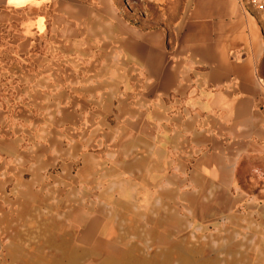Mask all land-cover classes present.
Wrapping results in <instances>:
<instances>
[{
	"label": "rangeland",
	"instance_id": "obj_1",
	"mask_svg": "<svg viewBox=\"0 0 264 264\" xmlns=\"http://www.w3.org/2000/svg\"><path fill=\"white\" fill-rule=\"evenodd\" d=\"M112 1L0 22V264H264V28L237 125L126 45L169 25L150 0Z\"/></svg>",
	"mask_w": 264,
	"mask_h": 264
},
{
	"label": "crops",
	"instance_id": "obj_2",
	"mask_svg": "<svg viewBox=\"0 0 264 264\" xmlns=\"http://www.w3.org/2000/svg\"><path fill=\"white\" fill-rule=\"evenodd\" d=\"M150 1L146 3L151 5V11H142L143 20L169 25L148 31L139 27L135 32L126 31L123 34L126 45L135 40L136 55L141 59L144 54H166L169 58L166 71L168 78L174 79L170 86L176 95L184 90L195 97L193 101L202 104L201 109L212 113L206 117L228 118L240 124L247 116L246 111L250 112L263 95L256 80L264 28L260 11L249 0H177L175 4L172 3L175 0ZM164 1L169 3V10L161 5ZM108 3L113 5L112 0ZM97 5L102 3L97 0H15L13 3L0 0V22H7L8 16H22L27 20L32 8L48 6L52 7L51 22H72L75 18L70 17L65 7ZM128 53L125 46L123 55ZM157 79L153 74L152 81Z\"/></svg>",
	"mask_w": 264,
	"mask_h": 264
},
{
	"label": "built area",
	"instance_id": "obj_3",
	"mask_svg": "<svg viewBox=\"0 0 264 264\" xmlns=\"http://www.w3.org/2000/svg\"><path fill=\"white\" fill-rule=\"evenodd\" d=\"M255 8L260 11L262 15H264V0H249Z\"/></svg>",
	"mask_w": 264,
	"mask_h": 264
},
{
	"label": "clouds",
	"instance_id": "obj_4",
	"mask_svg": "<svg viewBox=\"0 0 264 264\" xmlns=\"http://www.w3.org/2000/svg\"><path fill=\"white\" fill-rule=\"evenodd\" d=\"M9 2H10V3H13V2H15V0H9Z\"/></svg>",
	"mask_w": 264,
	"mask_h": 264
}]
</instances>
